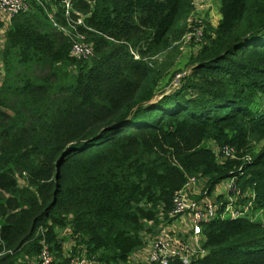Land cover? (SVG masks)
<instances>
[{
  "label": "trees",
  "instance_id": "trees-1",
  "mask_svg": "<svg viewBox=\"0 0 264 264\" xmlns=\"http://www.w3.org/2000/svg\"><path fill=\"white\" fill-rule=\"evenodd\" d=\"M191 1L74 0L73 25L58 0H25L8 20L0 264H35L42 242L67 264L68 237L91 264L121 263L190 176L208 193L233 176L239 202L264 210V0H219L216 22L197 25ZM198 26L189 72L155 93L164 83L152 56ZM78 33L92 48L85 59L69 55ZM206 141L234 157L218 160ZM200 235L205 253L189 264H264L260 221L215 217Z\"/></svg>",
  "mask_w": 264,
  "mask_h": 264
},
{
  "label": "built area",
  "instance_id": "built-area-1",
  "mask_svg": "<svg viewBox=\"0 0 264 264\" xmlns=\"http://www.w3.org/2000/svg\"><path fill=\"white\" fill-rule=\"evenodd\" d=\"M74 0H58L61 10L66 18L70 16L74 19L69 21L73 25L82 24V17L73 7ZM27 9L25 0H0V39H2L0 49L3 45V31L8 23V20L19 10ZM196 24H201L200 20L195 21ZM199 26L193 32H188L184 35L187 40L191 41V36L194 35V40L199 35ZM92 53L90 43L84 40V35L78 33L69 48V55L74 58H87ZM134 57H137L134 55ZM212 154L219 157H234V149L232 146L223 144H210ZM201 183V191L206 193L205 180L201 177L190 176L182 186L173 192L171 199V207L167 215L174 222L169 225L168 229L174 232V229L179 230L180 226L187 229L186 237L169 235L163 231L156 232L149 243H144L137 249L129 253L127 258L118 264H170L173 261H178L181 264H189L194 258L200 257L205 253L201 246L200 226L202 223L211 221L215 217H244L250 220H258L263 222L261 215L264 210L259 207H254L250 199L239 202V199L244 196V193L235 185V177L231 176L227 184L224 186L229 197L223 202H212L204 198L193 199L192 194L200 188L196 187ZM170 220L169 223L172 222ZM180 231V230H179ZM65 233V231L61 232ZM67 243V244H66ZM63 244L62 252L68 257L67 264H91L93 256H89L84 245L76 244L73 246V241L68 237ZM57 260L53 254V250L49 244L42 242L37 255L35 256V264H56Z\"/></svg>",
  "mask_w": 264,
  "mask_h": 264
},
{
  "label": "rangeland",
  "instance_id": "rangeland-1",
  "mask_svg": "<svg viewBox=\"0 0 264 264\" xmlns=\"http://www.w3.org/2000/svg\"><path fill=\"white\" fill-rule=\"evenodd\" d=\"M191 2L192 9L190 15L187 18V22H193L198 20H200L202 23L203 21L207 20L210 24H214L216 22L218 18L219 0H192ZM184 35L185 34H182L180 38L173 41L167 48H163L159 53L152 56L153 59L150 60V63L153 64V66L158 70L160 76H162L159 79L158 83H164L163 87H161L162 89L157 90L155 93L163 91L164 89H170V87H175L179 83V77L189 72L191 67L190 58L192 54L196 51L197 45L196 43L187 40L188 38L184 37ZM174 73L176 74L173 75ZM256 102L262 104L264 103V98H257ZM205 144L210 145L211 143H209V141H206ZM222 158L223 157H219L217 159L219 160ZM228 179L229 177L221 180L215 185L216 191H221L222 193L221 197H219L221 198V202L225 201L227 199V196L229 197V194L224 188V186L228 182ZM196 187L200 189L192 194L193 196L191 197L193 199H197V197H199V199L204 198L215 203V199H217L216 195L210 196L208 195V192H206L205 194H203L204 192H200L202 187L201 183H198L197 185L195 184V188ZM168 218L169 217L166 214L165 216L159 214V221L157 223L153 221L146 222V228L150 227L151 229H149V231L142 232V239L144 243H149L152 236L158 231H163L164 233L169 235H175L174 232H178L176 236H182L184 238L186 237L188 231L183 226L179 227L180 231L174 229L173 232L172 230L168 229L169 225L174 222L172 220L171 223H168L166 221ZM261 218L263 219L262 223H264V213L261 215Z\"/></svg>",
  "mask_w": 264,
  "mask_h": 264
},
{
  "label": "crops",
  "instance_id": "crops-1",
  "mask_svg": "<svg viewBox=\"0 0 264 264\" xmlns=\"http://www.w3.org/2000/svg\"><path fill=\"white\" fill-rule=\"evenodd\" d=\"M1 42H2V39H0V45H1ZM0 68H1V66H0ZM221 191H219V192H217L216 191V187L214 186L213 188H212V190L209 192V194L208 195H220L221 196ZM215 199V198H214ZM61 249L64 251V249H63V244H62V246H61ZM61 250V251H62Z\"/></svg>",
  "mask_w": 264,
  "mask_h": 264
}]
</instances>
